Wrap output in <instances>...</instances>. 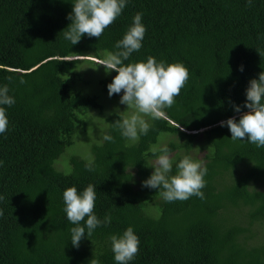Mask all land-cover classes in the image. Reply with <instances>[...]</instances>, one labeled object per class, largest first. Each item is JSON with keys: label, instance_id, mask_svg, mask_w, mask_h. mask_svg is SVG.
I'll return each mask as SVG.
<instances>
[{"label": "trees", "instance_id": "trees-1", "mask_svg": "<svg viewBox=\"0 0 264 264\" xmlns=\"http://www.w3.org/2000/svg\"><path fill=\"white\" fill-rule=\"evenodd\" d=\"M73 7L72 0H0V88L15 99L3 106L9 124L0 134V264H117L110 237L128 227L140 241L129 264H264V228L257 230L264 225V148L233 141L220 125L249 111L246 90L264 72V0H127L99 39L85 34L75 45L64 38ZM137 13L146 33L124 63L151 56L182 63L190 75L164 118L147 117L148 133L132 141L113 127L131 110L104 114L123 92L109 96L118 73L99 64L119 51L116 42ZM92 108L104 114L103 140L93 142L92 155L76 154L75 136L87 130ZM163 134L169 139L156 148ZM163 146L173 157L170 175L184 156L207 168L203 200L167 202L162 189L143 186ZM89 184L94 214L112 220L77 248L63 192L74 186L82 193Z\"/></svg>", "mask_w": 264, "mask_h": 264}, {"label": "clouds", "instance_id": "clouds-1", "mask_svg": "<svg viewBox=\"0 0 264 264\" xmlns=\"http://www.w3.org/2000/svg\"><path fill=\"white\" fill-rule=\"evenodd\" d=\"M72 2L74 7L68 17L72 22L64 31V38L72 45L79 43L85 34L99 39L105 29L121 15L127 4V0ZM248 3L251 5L252 0H248ZM141 21L142 13H137L123 38L116 42L115 47L119 51L110 53L99 64L105 66L108 72L114 70L118 73L108 84L109 96L123 92L120 103L127 105V109L134 110L130 115L119 114L121 118L113 123V127L120 130L123 137L132 141L138 140L140 134L148 133L150 125L144 117H151L153 120L164 118L163 110L174 105L175 97L180 95L190 75L182 63L166 64L151 56L146 62L124 63L133 52L142 47L146 27ZM20 82L25 83L23 80ZM8 92L7 86L0 88V134L7 131L9 124L6 108L3 106H12L15 103L14 97ZM246 97L244 107L249 111L244 112L238 121L232 117L221 121L220 125L229 128L233 141L247 140L258 148H264V72L259 74L258 79L250 81ZM235 111L240 112L241 106L236 105ZM103 138L107 141L113 140L111 135H105ZM158 151L161 154L151 165L155 170L143 182V186L162 189L160 195L167 202L185 201L192 196L203 200L205 195L202 189L206 187L204 177L207 174L203 163L193 160L190 156H184L176 165V174L170 175L173 169L170 149L163 146ZM156 152L157 149L153 148V153ZM2 165L3 161H0V166ZM85 167L89 171L94 170L92 162L87 163ZM2 199L4 197L0 196V200ZM63 200L68 221L76 225L71 228V242L74 247L80 246L85 234L89 238L97 227L111 224L110 214L103 220L94 214L96 191L93 185L89 184L82 193L74 186L68 187L63 192ZM0 216H3L2 209ZM110 240L117 264H129L139 252V237L132 227H128L122 235H112ZM92 264L98 262L92 261Z\"/></svg>", "mask_w": 264, "mask_h": 264}, {"label": "rangeland", "instance_id": "rangeland-1", "mask_svg": "<svg viewBox=\"0 0 264 264\" xmlns=\"http://www.w3.org/2000/svg\"><path fill=\"white\" fill-rule=\"evenodd\" d=\"M83 58H88V59H95L97 62H100V59L97 58H90V57H83ZM85 67H87L89 70L91 68H93L92 66L90 67V63L89 64H84ZM111 99V98H109ZM113 100V99H111ZM107 107L105 109L104 114H108L109 112L112 111V109H119L120 111L123 110L125 108V111H130L129 114H131L134 110L133 109H127V105L125 104H121L120 101H114L113 102H106ZM90 115L87 113V119L89 121V126L87 128V130L83 131L82 133H80L78 136H75V139L77 141V145L72 147V149H74L72 152H75L76 154H81L83 153V155L86 154H90L92 155L91 152V147L93 142L97 141V142H101L103 139L101 138V131H104L103 129V125L102 123H106L105 118H102L104 114H101L97 109L92 108L89 110ZM144 119L146 120L147 117H144ZM102 125V126H101ZM100 126V127H99ZM166 134H163V138L160 139V142L157 146H155L156 148L160 147V145L165 144V141L169 139V137H164ZM204 153V152H203ZM171 155V154H170ZM172 156V155H171ZM200 157H202V154H199ZM155 160L153 161V163H155ZM61 167L64 166V164L60 163ZM264 228V225L262 226H258V231H262V229ZM260 239H264V233H260L259 235Z\"/></svg>", "mask_w": 264, "mask_h": 264}]
</instances>
